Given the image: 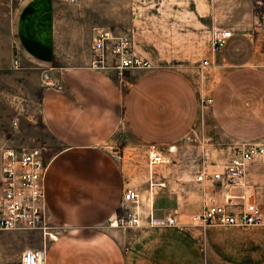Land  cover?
Instances as JSON below:
<instances>
[{
	"label": "crops",
	"instance_id": "obj_1",
	"mask_svg": "<svg viewBox=\"0 0 264 264\" xmlns=\"http://www.w3.org/2000/svg\"><path fill=\"white\" fill-rule=\"evenodd\" d=\"M111 25L117 23L102 22L93 28L84 64L61 69L41 97V119L57 147L44 160L46 218L53 239L42 238L37 231L0 232V264H20L24 251L40 249L45 251V264H218L263 260L264 229L254 240L263 253L248 257L229 254L232 251L228 250L225 260L212 240L205 238L202 244L199 235L203 229L197 226L191 225L187 231L108 226L116 216L134 211V205L123 202L128 189L139 196L137 210L144 224L149 210L162 217L176 205L180 207V201L186 200L191 191L201 198L210 194L196 181L202 167L199 161H165L163 152L171 147L182 151V145L205 127L206 113L214 129L232 144L264 141V70L242 67L227 72L213 86L211 103L206 108L194 83L178 71L90 68L95 33L101 29L118 33L110 29ZM5 32L9 38V29ZM52 32L50 55L75 57V45L59 46L54 25ZM138 145L147 149L142 173L128 158ZM152 147L165 162L156 166L151 175L148 151ZM167 152L172 154V150ZM245 177L256 196L264 200V159L252 162ZM149 183L154 186L149 188ZM203 231L207 235L220 233L214 227ZM30 236H41V243ZM239 242L244 250L248 247L238 240L233 252Z\"/></svg>",
	"mask_w": 264,
	"mask_h": 264
},
{
	"label": "rangeland",
	"instance_id": "obj_2",
	"mask_svg": "<svg viewBox=\"0 0 264 264\" xmlns=\"http://www.w3.org/2000/svg\"><path fill=\"white\" fill-rule=\"evenodd\" d=\"M102 22H116L110 29L127 34L133 51L152 68L172 69L188 77L206 108L213 86L227 72L242 67L264 70V0H0V161L5 149L38 148L44 160L54 154L57 147L40 114L43 91L61 69L84 64L93 28ZM53 25L59 46L74 44L75 57L50 55ZM223 30L230 31L232 38L213 53L212 35ZM205 118V127L182 145V151L171 147L170 154L163 149L165 161L196 160L202 166L200 172L226 164L236 144L214 129L207 113ZM128 158L135 170L145 171L146 148L138 145ZM260 159L264 156L253 162ZM180 203L172 211L187 231L190 217L202 211L204 198L191 191ZM142 210L146 213L143 206ZM214 228L220 233L207 235L203 229L199 240L202 244L205 238L212 240L225 260L228 250L248 257L263 253L254 240L264 227ZM29 238L42 240L41 236ZM238 240L248 247L244 250L239 242L233 252Z\"/></svg>",
	"mask_w": 264,
	"mask_h": 264
},
{
	"label": "built area",
	"instance_id": "obj_3",
	"mask_svg": "<svg viewBox=\"0 0 264 264\" xmlns=\"http://www.w3.org/2000/svg\"><path fill=\"white\" fill-rule=\"evenodd\" d=\"M232 38L227 30L216 31L212 35L213 53L222 50ZM204 62V65H207ZM92 69L113 68L117 72L131 69H151L148 61L138 56L132 49L127 34H118L101 29L95 33L91 45ZM209 105L211 100L208 101ZM170 151L172 148L169 149ZM264 156V144L240 143L231 151L226 164L219 170L202 171L196 181L203 184L210 194L204 196L202 211L190 217V225L202 229L207 227L249 228L264 227V200L259 199L252 186L246 181V170L257 158ZM161 153L154 147L148 151V169L164 163ZM46 163L38 148L5 149L0 161V232L37 231L43 237L53 239L48 233L46 218L44 177ZM154 184L149 183V188ZM139 196L128 189L123 194V202L134 205L133 212H125L111 222V228H176L182 230L175 213L164 212L156 217L149 210L146 222L137 210ZM20 264H45L44 250H27L21 254ZM220 264V263H219ZM224 264H264L236 263Z\"/></svg>",
	"mask_w": 264,
	"mask_h": 264
},
{
	"label": "bare ground",
	"instance_id": "obj_4",
	"mask_svg": "<svg viewBox=\"0 0 264 264\" xmlns=\"http://www.w3.org/2000/svg\"><path fill=\"white\" fill-rule=\"evenodd\" d=\"M48 237V236H47ZM53 237V236H52Z\"/></svg>",
	"mask_w": 264,
	"mask_h": 264
}]
</instances>
